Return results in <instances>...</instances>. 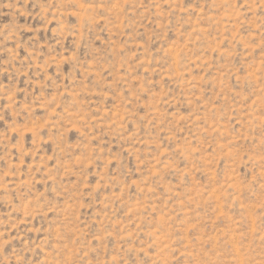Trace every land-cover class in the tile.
Masks as SVG:
<instances>
[{"label": "rangeland", "instance_id": "1", "mask_svg": "<svg viewBox=\"0 0 264 264\" xmlns=\"http://www.w3.org/2000/svg\"><path fill=\"white\" fill-rule=\"evenodd\" d=\"M0 264H264V0H0Z\"/></svg>", "mask_w": 264, "mask_h": 264}]
</instances>
